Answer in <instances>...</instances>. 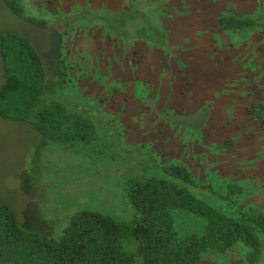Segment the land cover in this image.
I'll return each instance as SVG.
<instances>
[{
  "label": "rangeland",
  "instance_id": "1",
  "mask_svg": "<svg viewBox=\"0 0 264 264\" xmlns=\"http://www.w3.org/2000/svg\"><path fill=\"white\" fill-rule=\"evenodd\" d=\"M35 26L0 0V34L28 38L45 70L39 106L91 123L94 138L64 148L29 120L0 118V203L25 231L56 237L81 210L132 217L131 182L182 165L189 190L230 216L264 211V16L221 30L217 17L254 16L257 0H17ZM60 40V41H59ZM65 65L56 77L57 44ZM0 65V84L2 83ZM77 148V149H76ZM240 189L233 201L227 186ZM204 220L175 214L179 235ZM236 241L195 264H264Z\"/></svg>",
  "mask_w": 264,
  "mask_h": 264
},
{
  "label": "trees",
  "instance_id": "2",
  "mask_svg": "<svg viewBox=\"0 0 264 264\" xmlns=\"http://www.w3.org/2000/svg\"><path fill=\"white\" fill-rule=\"evenodd\" d=\"M2 1L25 21L44 25L25 16L17 0ZM257 1L254 16L219 15V28L235 33L255 27L264 16V0ZM59 41L56 77L64 82ZM0 65V118L29 120L39 134L71 150L94 138L91 123L78 116L65 120L59 104L38 105L45 70L28 38L0 34ZM257 109V115L264 112V104ZM163 170L166 177L150 176L128 185L125 197L133 211L131 218L115 220L81 210L68 218L56 237L25 231L11 208L0 203V264H195L203 254L222 253L236 241L249 248L248 261L255 259L259 244L254 230L264 233V211L240 210L238 216H230L189 190L194 182L182 165L164 166ZM239 193L237 186L230 185L222 198L232 202ZM178 212L202 218V232L179 235L175 227Z\"/></svg>",
  "mask_w": 264,
  "mask_h": 264
}]
</instances>
